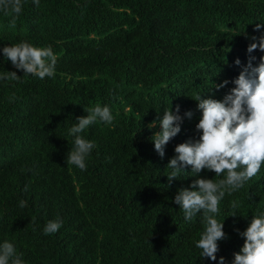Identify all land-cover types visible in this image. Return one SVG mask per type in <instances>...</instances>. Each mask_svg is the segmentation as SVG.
I'll return each mask as SVG.
<instances>
[{"label": "trees", "instance_id": "16d2710c", "mask_svg": "<svg viewBox=\"0 0 264 264\" xmlns=\"http://www.w3.org/2000/svg\"><path fill=\"white\" fill-rule=\"evenodd\" d=\"M23 4L15 27L12 13L0 12V48L20 41L51 46L57 63L53 77L39 79L0 55V76H21L0 80V241L13 242L26 264H215L195 247L200 216L185 222L173 202L195 178L169 182L166 166L178 144L198 138L195 96L222 99L250 56L255 65L264 55L249 54L246 39L264 31L255 30L264 23V0ZM224 80L229 84L217 90ZM97 104H108L114 119L84 131L96 147L81 171L66 162L68 128L86 115L84 107ZM177 106L193 116L161 158L150 139L159 129L148 125L157 112ZM258 210H264V164L220 201L216 218L225 219L227 239L217 257L225 264L244 243L235 229L243 231ZM56 218L63 226L44 235L45 223Z\"/></svg>", "mask_w": 264, "mask_h": 264}, {"label": "clouds", "instance_id": "9594fccd", "mask_svg": "<svg viewBox=\"0 0 264 264\" xmlns=\"http://www.w3.org/2000/svg\"><path fill=\"white\" fill-rule=\"evenodd\" d=\"M39 7L40 0H31ZM23 0H0V12L7 15L12 13L9 27H15V21L23 11ZM264 29V23H258L255 30ZM250 40L247 52L254 50L264 53V31L257 36L246 37ZM0 55L10 61L16 70L22 71L23 76H34L39 79L53 77L56 71L57 59L51 46L37 47L27 41L7 44L0 48ZM255 57L249 58L242 67L239 75L231 81L234 85L222 99L217 100L208 96L202 98L197 94L196 108L200 113L195 124L197 139H189L178 144L175 155L169 160L166 168L168 181L191 176L188 187L177 190L173 202L183 215L185 222L200 216L203 229L195 247L200 250L199 258L215 264H225V258L217 254L220 242L227 239L224 232V220L220 222L216 216L219 213L220 201L225 195L243 188L245 183L254 177L264 164V55L259 63L253 64ZM239 66V58L235 60ZM18 80L21 76L16 71H8V75L0 76V80L8 78ZM229 84L224 80L216 89ZM86 115L76 117L68 128L71 148L66 154V162L81 171L87 168V160L96 147L95 143L86 139L83 133L95 123L109 125L114 116L108 104L84 107ZM191 110L180 114L179 106L175 111L164 109L157 112V119L148 125L150 129L158 128L151 136L154 150L163 158L165 146L181 131L185 118L191 119ZM190 168V171H186ZM202 171L213 172L222 177L214 180L202 177ZM27 190V186L25 187ZM27 202L19 201V207L24 208ZM233 209L237 206L232 205ZM237 214L233 212L235 217ZM247 219V227L237 234L244 243L238 252L233 254L231 264H264V210H258L256 215ZM63 226L61 219L49 220L43 226V234L56 233ZM0 264H26L23 253L18 252L13 242L4 239L0 241Z\"/></svg>", "mask_w": 264, "mask_h": 264}]
</instances>
